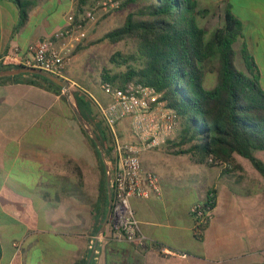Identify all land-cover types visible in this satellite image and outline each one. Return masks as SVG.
<instances>
[{
	"label": "crops",
	"instance_id": "0c3cea01",
	"mask_svg": "<svg viewBox=\"0 0 264 264\" xmlns=\"http://www.w3.org/2000/svg\"><path fill=\"white\" fill-rule=\"evenodd\" d=\"M33 1L27 20L19 24L16 6L0 0V58L12 50L29 57L34 44L56 38L69 25L73 0ZM193 1L206 11L197 17L206 32L222 26L226 11L240 21L233 49L238 47L240 55L246 50L259 71L264 0ZM97 19L85 23L81 35L56 38L68 55V80L76 59L93 53L94 46L87 45L96 39ZM79 44L87 47L71 56ZM6 64L13 63L0 62ZM242 68L246 74L244 62ZM20 75L0 80V264H264V178L247 159L234 155L242 171L225 172L187 156L183 170H170L158 160L169 154L166 146L143 153L141 165L158 176L161 198L130 200L148 239L144 249L137 248L117 238L109 219L99 224L98 159L67 102L31 74ZM255 156L264 163L263 151ZM187 175L193 179L189 184L176 180ZM210 192L215 199L211 218L195 237L190 207L203 204ZM158 247L173 254H162Z\"/></svg>",
	"mask_w": 264,
	"mask_h": 264
},
{
	"label": "trees",
	"instance_id": "16d2710c",
	"mask_svg": "<svg viewBox=\"0 0 264 264\" xmlns=\"http://www.w3.org/2000/svg\"><path fill=\"white\" fill-rule=\"evenodd\" d=\"M9 1L18 10L19 24L25 23L34 1ZM96 1L77 0L72 24L85 25L81 16ZM116 1L119 6L113 11L130 5L133 10L125 16L120 27L105 33L87 46L102 41L115 44L130 40L134 42L135 49L130 54L115 52L110 56L111 64L125 67V70L110 75L104 69L100 86L105 83L123 86L129 81H136L160 92L178 120L175 137L164 145L172 156L186 155L197 164L218 166L225 172H236L242 171L235 163L234 155H237L247 159L264 178V163L255 156L257 151L264 152V90L259 85L257 67L246 50L241 51V56L247 73L238 71L234 65L233 44L241 35L240 21L226 11L222 26L212 30L206 38L207 32L197 23V17H202L206 11L198 9L193 0ZM87 46L77 45L72 55ZM213 59H217L215 85L207 90L203 86L204 64ZM22 67L6 64L0 65V70ZM18 76L21 75L0 80ZM30 76L42 81L66 103L59 86L41 76ZM73 97L79 112L98 138L107 161L110 139L106 128L96 118L91 101L77 94H73ZM73 119L76 121L74 116ZM81 131L99 163L101 225L107 204L104 166L94 142L82 128ZM214 205V195L210 192L203 206L213 210ZM77 264H87V260Z\"/></svg>",
	"mask_w": 264,
	"mask_h": 264
},
{
	"label": "built area",
	"instance_id": "2783aa9c",
	"mask_svg": "<svg viewBox=\"0 0 264 264\" xmlns=\"http://www.w3.org/2000/svg\"><path fill=\"white\" fill-rule=\"evenodd\" d=\"M118 6L119 2L116 0H97L84 12L81 20L87 23L95 19L96 14L106 15ZM70 20L69 25L57 37L73 33L81 35L84 25H73L72 17ZM56 38L38 41L29 49V57H21L16 50H12L1 57L0 62L9 59L15 65L39 69L66 80L72 93L91 101L96 118L106 128L110 139V154L106 161L111 192L109 220L119 240L144 249L148 239L139 229L130 200L160 199L161 186L158 176L142 167L141 155L160 149L175 137L178 130L177 117L167 107L160 92L140 82L129 81L123 86L105 83L101 87L104 102L90 95L86 89L66 79L65 64L68 55L57 46ZM211 212L203 204L190 207L195 237L201 236L211 218ZM157 250L165 255L173 254L164 247H158Z\"/></svg>",
	"mask_w": 264,
	"mask_h": 264
},
{
	"label": "rangeland",
	"instance_id": "374dc122",
	"mask_svg": "<svg viewBox=\"0 0 264 264\" xmlns=\"http://www.w3.org/2000/svg\"><path fill=\"white\" fill-rule=\"evenodd\" d=\"M57 1L58 0H54L52 4H56ZM73 1L76 3L77 0H73ZM233 1H237V0H233ZM256 1L258 0H255V2ZM59 4L61 6V3ZM47 7H49L50 9L53 8V6L50 5H48ZM132 10H133V6L130 5L125 9L109 12L108 15L96 14L95 18L98 16V19L93 24V32H92L95 34L96 39L93 40L92 42H96L105 33L117 27H120L123 24L125 16ZM197 23L200 27L203 28V24H201L200 19L198 20ZM215 27H213L211 30H207L206 38H208L209 34L213 29H215ZM91 46H94L92 49L93 53L92 54L89 53L82 58L76 59L74 64V67L76 68L75 72L72 71V76L69 79L75 82L76 84H78L79 86H81L82 88L86 89L90 93V95L104 102L105 97L102 93V89L100 86L104 69L107 70L110 75L123 72L125 70V67L122 66L116 67L114 64H111L109 62L110 56L115 52H120L124 55L130 54L134 51L135 44L130 40H123L115 44H111L107 41H102L99 43H95V45H91ZM239 51L240 50L237 47V51L235 50L234 65L238 71L244 73V68H242L243 60H241V55ZM71 56H72V52H71ZM258 63L260 69L258 71L259 85L264 90V60H261ZM216 66H217V59H213L211 62L204 64L205 75H204L203 86L207 90L211 89L215 83L216 73H217ZM160 149L163 150L165 149V147L163 146ZM166 155L167 156L159 155L158 160L162 162V164L167 163L170 166V170H173L172 168L176 170H183L184 168L180 164L182 163L183 165L189 163V159L187 156H171V154L168 153ZM182 177H184L185 179L184 178L176 179L177 181H180L182 184H187V183L189 184L193 180L188 175ZM169 181H170L169 187L172 190L174 189V185L171 183V178L169 179Z\"/></svg>",
	"mask_w": 264,
	"mask_h": 264
},
{
	"label": "water",
	"instance_id": "95a60500",
	"mask_svg": "<svg viewBox=\"0 0 264 264\" xmlns=\"http://www.w3.org/2000/svg\"><path fill=\"white\" fill-rule=\"evenodd\" d=\"M20 74L38 75V76H41V77L51 81L55 85L59 86L61 88V90H62V94L66 98L67 105L70 108L74 118L76 119V121L78 122L80 127L84 130V132L94 142V144H95V146H96V148H97V150L99 152L100 158H101L103 166H104V171H105L106 194H107V212H106V216H105V220H104L103 226L106 225L107 221L109 219V211H110V206H111V192H110V189H109V186H108L109 173H108L107 162H106V159H105L103 148H102L98 138L96 137L95 133L93 132V130L91 129V127L89 126L87 121L83 118V116L79 112L78 108L76 107L73 94L69 90L68 82L66 80L58 79V78H56V77H54V76H52L50 74H47V73H45V72H43V71H41L39 69H35V68L22 67V68H17V69L0 70V78L11 77V76H16V75H20Z\"/></svg>",
	"mask_w": 264,
	"mask_h": 264
}]
</instances>
